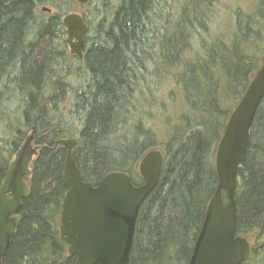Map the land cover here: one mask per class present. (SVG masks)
<instances>
[{
	"label": "trees",
	"instance_id": "trees-1",
	"mask_svg": "<svg viewBox=\"0 0 264 264\" xmlns=\"http://www.w3.org/2000/svg\"><path fill=\"white\" fill-rule=\"evenodd\" d=\"M218 2L90 0L82 14L90 31L79 58L61 36L63 16L77 10L79 2L0 0V190L33 129V145L39 147L3 264L77 262L59 231L71 186L64 178L67 148L58 144L61 138L78 140L72 155L83 180L94 185L116 170L128 172L135 184L143 182L140 160L149 150L161 149V178L140 209L129 264H189L218 186L215 155L226 123L216 138L212 118L222 115L228 121L263 63V43H250L257 33L245 36L242 44L213 39L198 50L197 41L210 37ZM43 6L53 12L42 11ZM160 75L182 86L185 102L205 118L167 120V131L157 133L152 109L164 108V100L148 86L147 76ZM262 134L264 99L250 131L247 159L238 170V234L252 247L245 264L264 260V149L257 145Z\"/></svg>",
	"mask_w": 264,
	"mask_h": 264
},
{
	"label": "water",
	"instance_id": "water-1",
	"mask_svg": "<svg viewBox=\"0 0 264 264\" xmlns=\"http://www.w3.org/2000/svg\"><path fill=\"white\" fill-rule=\"evenodd\" d=\"M78 1L85 4L89 0ZM41 9L52 12L48 6ZM62 21L71 54L82 58L89 24L75 11L66 13ZM263 99L264 55L219 141L215 158L218 186L206 208L189 264H242L251 251L250 241L237 234L236 190L238 170L247 159L250 131ZM34 136L33 129L10 162L1 186L0 264L9 253L21 220L19 211L30 192L25 177L31 175L30 164L39 152V147L33 145ZM57 142L67 148L64 178L71 185L63 200L59 225L60 236L68 243V253L77 256L76 264H129L140 209L161 178L162 150L151 149L140 160L142 183L135 184L128 172L116 170L94 185L83 180L72 155L78 140L61 138Z\"/></svg>",
	"mask_w": 264,
	"mask_h": 264
},
{
	"label": "rangeland",
	"instance_id": "rangeland-1",
	"mask_svg": "<svg viewBox=\"0 0 264 264\" xmlns=\"http://www.w3.org/2000/svg\"><path fill=\"white\" fill-rule=\"evenodd\" d=\"M76 1L79 2L80 5L78 6L77 10L71 11H77L82 14L83 12H86L88 3L83 4L78 0ZM96 1L97 0H95V2ZM211 24L210 26L212 31L210 32V37H207L205 42L202 43L197 41V44L199 45L198 50H201L203 46L205 47L209 45L213 39H217L216 42L224 44H226L225 42L231 45L233 43L242 44L245 41L242 42L241 40L245 36L249 35L250 33H257L258 38L256 40H250V43L255 45L263 43L264 54V0H219L217 13L212 19ZM252 29L255 32H253ZM61 36L67 39L68 33L65 26L64 33H62ZM68 51L70 52L69 46ZM175 72H177V70ZM147 84L153 90H155L157 94L158 92L160 93V95L158 94L160 102L161 99L164 100V108L152 109L155 116L153 126L157 133L162 135L167 131L165 124L163 123L167 120L171 121L172 124H176L178 118H181L182 116H187L193 121L196 119L200 120L205 118V114L198 112L197 110H192L190 105L185 102V89L182 86L179 87V85L174 82L171 76L168 77L166 75H160L154 80L147 76ZM223 101H225L226 104H230V106L233 104V101L231 102L227 97H224ZM160 102L159 104H161ZM143 103L144 101L142 104ZM145 118L147 120L148 117L145 116ZM212 119L214 120L213 122L216 123V126L211 127V129H216L217 138L218 136H221L220 124H227V118L222 115L214 114ZM257 145H259V149H264L263 134L259 136ZM249 264H264V260L259 262H251Z\"/></svg>",
	"mask_w": 264,
	"mask_h": 264
},
{
	"label": "bare ground",
	"instance_id": "bare-ground-1",
	"mask_svg": "<svg viewBox=\"0 0 264 264\" xmlns=\"http://www.w3.org/2000/svg\"><path fill=\"white\" fill-rule=\"evenodd\" d=\"M39 12V11H38ZM38 15V14H37ZM245 25V24H244ZM220 35V34H219ZM224 35V34H223ZM73 79V78H72ZM75 81H76V79H75ZM71 83V82H70ZM86 83V82H85ZM26 99V98H25ZM26 101V100H25ZM22 102V101H21ZM24 102V101H23ZM125 112V111H124ZM115 115V114H114ZM118 119V118H117ZM116 122V121H115ZM134 122V121H133ZM17 124V123H16ZM135 124V123H134ZM17 126V125H16ZM116 126V125H115ZM114 126V127H115ZM133 125H131V127H132ZM9 127V126H8ZM110 128V127H109ZM117 129V128H116ZM9 130V129H8ZM133 130V129H132ZM10 131V130H9ZM126 132V131H125ZM128 132V131H127ZM134 132V131H133ZM2 133H4V132H2ZM132 134V133H131ZM14 135V134H13ZM75 157V156H74ZM81 163V162H80ZM132 257V256H131Z\"/></svg>",
	"mask_w": 264,
	"mask_h": 264
},
{
	"label": "flooded vegetation",
	"instance_id": "flooded-vegetation-1",
	"mask_svg": "<svg viewBox=\"0 0 264 264\" xmlns=\"http://www.w3.org/2000/svg\"><path fill=\"white\" fill-rule=\"evenodd\" d=\"M86 51V50H85ZM246 262L244 261L242 264H245Z\"/></svg>",
	"mask_w": 264,
	"mask_h": 264
}]
</instances>
